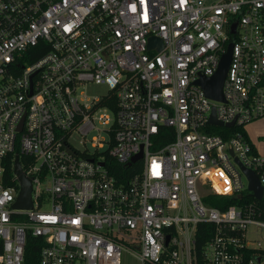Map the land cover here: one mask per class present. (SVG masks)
<instances>
[{"label": "built area", "instance_id": "1", "mask_svg": "<svg viewBox=\"0 0 264 264\" xmlns=\"http://www.w3.org/2000/svg\"><path fill=\"white\" fill-rule=\"evenodd\" d=\"M229 46L213 101L195 82ZM89 84L108 95L89 100ZM257 119L264 0H0V264H26L30 244L36 264H264V156L244 131ZM16 157L31 209L14 208Z\"/></svg>", "mask_w": 264, "mask_h": 264}, {"label": "water", "instance_id": "2", "mask_svg": "<svg viewBox=\"0 0 264 264\" xmlns=\"http://www.w3.org/2000/svg\"><path fill=\"white\" fill-rule=\"evenodd\" d=\"M233 32V30L231 31ZM156 47L158 51L163 48L162 42L159 39L151 38L149 40L148 49H152ZM231 46L228 47L226 53L222 56L218 69L216 73L210 78L201 77L199 80L195 82L197 86H199L202 91L204 92L205 96L213 101L223 102V94L222 88L224 84V80L231 62ZM210 125L222 127L223 124L218 122L215 118V110H212V115L208 121ZM233 123L227 125V127H232ZM141 158V154L135 156L132 159V163L136 162L138 159ZM14 175L17 177L18 182L20 184V192L17 198L16 203L14 204L15 209H31L32 202H31V179L27 177L19 164V159L16 157L14 162ZM245 175L249 180V190L254 193L256 199H260L261 197V187L257 178L249 171L244 170Z\"/></svg>", "mask_w": 264, "mask_h": 264}, {"label": "rangeland", "instance_id": "3", "mask_svg": "<svg viewBox=\"0 0 264 264\" xmlns=\"http://www.w3.org/2000/svg\"><path fill=\"white\" fill-rule=\"evenodd\" d=\"M221 0H207V4H216ZM83 93L89 100H98L99 98L108 95L109 90L106 86L89 84L83 88ZM246 136L249 138L250 142L254 145L256 150L261 156H264V119H257L244 127ZM99 136L100 139L104 138L102 133H93L91 137ZM71 144L80 152L88 151L93 153L94 150L91 148L89 143L82 144V140L78 136H73L71 139ZM122 264H139L131 256L124 254L122 258Z\"/></svg>", "mask_w": 264, "mask_h": 264}, {"label": "trees", "instance_id": "4", "mask_svg": "<svg viewBox=\"0 0 264 264\" xmlns=\"http://www.w3.org/2000/svg\"><path fill=\"white\" fill-rule=\"evenodd\" d=\"M164 130L162 131V134L164 135L162 137V143H168L170 142V129L168 128H163ZM216 133L218 134H223L224 131L222 129H216L214 130ZM169 139V140H168ZM12 162H13V158L12 156L9 158L8 160V170H7V173L10 175L12 174L11 173V167H12ZM21 164H22V167L23 169H26L25 168V159L21 157ZM124 174H125V177L124 179H120V182L122 184H126L127 181L130 179V177L132 176L133 174V167L130 168V169H125L124 171ZM213 207H217L216 205H212ZM36 257H37V250L35 247H32V245L30 244L29 245V248H28V252H27V263L26 264H36Z\"/></svg>", "mask_w": 264, "mask_h": 264}]
</instances>
